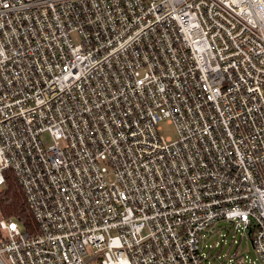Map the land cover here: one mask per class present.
<instances>
[{
	"label": "built area",
	"instance_id": "2783aa9c",
	"mask_svg": "<svg viewBox=\"0 0 264 264\" xmlns=\"http://www.w3.org/2000/svg\"><path fill=\"white\" fill-rule=\"evenodd\" d=\"M5 169L0 264H207L220 221L264 264V0H0Z\"/></svg>",
	"mask_w": 264,
	"mask_h": 264
},
{
	"label": "rangeland",
	"instance_id": "374dc122",
	"mask_svg": "<svg viewBox=\"0 0 264 264\" xmlns=\"http://www.w3.org/2000/svg\"><path fill=\"white\" fill-rule=\"evenodd\" d=\"M161 129L164 136L176 137L173 125L162 121ZM203 235L199 247L207 264H261L249 237L241 228L236 229L234 223L220 221L210 233L205 232Z\"/></svg>",
	"mask_w": 264,
	"mask_h": 264
},
{
	"label": "trees",
	"instance_id": "16d2710c",
	"mask_svg": "<svg viewBox=\"0 0 264 264\" xmlns=\"http://www.w3.org/2000/svg\"><path fill=\"white\" fill-rule=\"evenodd\" d=\"M4 177V183L0 186V219H13L22 231L34 233V220L13 171L5 169Z\"/></svg>",
	"mask_w": 264,
	"mask_h": 264
}]
</instances>
